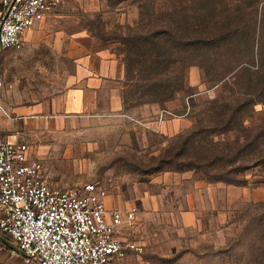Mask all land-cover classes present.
<instances>
[{
	"label": "rangeland",
	"instance_id": "obj_1",
	"mask_svg": "<svg viewBox=\"0 0 264 264\" xmlns=\"http://www.w3.org/2000/svg\"><path fill=\"white\" fill-rule=\"evenodd\" d=\"M78 3L92 47L118 62L123 111L67 129L58 140L80 170L62 178L72 187L96 183L81 172L99 173L120 186L106 187L115 205L146 197L135 230L145 252L121 264H264V0L257 11L246 0ZM232 16L242 21L233 45L199 42L201 27L214 35ZM163 173L226 187L203 193L198 216L180 215L187 187H161L158 200L130 187Z\"/></svg>",
	"mask_w": 264,
	"mask_h": 264
},
{
	"label": "crops",
	"instance_id": "obj_2",
	"mask_svg": "<svg viewBox=\"0 0 264 264\" xmlns=\"http://www.w3.org/2000/svg\"><path fill=\"white\" fill-rule=\"evenodd\" d=\"M78 1L65 0L56 12L29 29L21 50L0 49V79L13 85L3 93L5 113H0V136L29 145L31 153L48 167L55 184L62 187L70 184L62 177L70 174L69 169L75 170L71 175H76L80 166L65 162L73 151L58 139L65 137L73 125L112 120L123 111L118 62L110 50L92 47L85 11ZM2 12L0 0V21ZM81 176L103 182L96 172H81ZM106 185L120 187L110 179ZM130 187H148L154 191L151 199L161 187H174L176 191L187 187L181 190L180 215L198 216L200 202L205 206L203 193L211 187L226 186L210 184L191 173H163L148 176ZM145 200L146 197L137 195L135 199L119 200L115 205L108 196L109 207L118 209L143 206ZM0 264L25 263L20 255H10L5 247L0 249Z\"/></svg>",
	"mask_w": 264,
	"mask_h": 264
},
{
	"label": "built area",
	"instance_id": "obj_3",
	"mask_svg": "<svg viewBox=\"0 0 264 264\" xmlns=\"http://www.w3.org/2000/svg\"><path fill=\"white\" fill-rule=\"evenodd\" d=\"M64 1L2 0L0 49L21 50L25 33ZM12 88L0 79V113ZM106 187H61L29 145L0 136V249L25 264H121L130 253L143 254L135 238L139 208H110Z\"/></svg>",
	"mask_w": 264,
	"mask_h": 264
},
{
	"label": "trees",
	"instance_id": "obj_4",
	"mask_svg": "<svg viewBox=\"0 0 264 264\" xmlns=\"http://www.w3.org/2000/svg\"><path fill=\"white\" fill-rule=\"evenodd\" d=\"M246 2L248 3V5H251L252 7L256 8V11H257L258 5L261 2V0H246ZM241 22H242L241 20H237L233 16L225 18L221 21L220 30L216 31L214 35H210L207 32L205 27H201L199 42L205 45H214L218 43L233 45L235 43L236 37L238 36L239 29L241 28L239 26ZM244 29L245 30H243V32L246 34V37H247L249 33L248 25H246ZM261 68L264 70V63L262 64ZM185 145H189L188 141L184 142V147H186ZM164 161L172 162L171 159H168V158ZM211 178L218 180V181L229 182V181L223 180L221 175L211 176Z\"/></svg>",
	"mask_w": 264,
	"mask_h": 264
}]
</instances>
